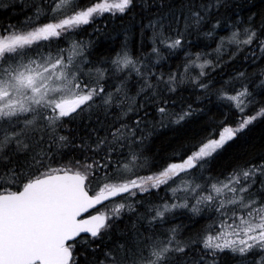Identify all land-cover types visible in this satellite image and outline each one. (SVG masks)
Segmentation results:
<instances>
[{"label":"snow or ice","instance_id":"6c2138e0","mask_svg":"<svg viewBox=\"0 0 264 264\" xmlns=\"http://www.w3.org/2000/svg\"><path fill=\"white\" fill-rule=\"evenodd\" d=\"M17 6L0 23V264H264V153L211 168L264 123V18L229 0H0ZM133 14L135 50L127 31L96 58L103 29L77 38ZM161 129L180 136L164 157Z\"/></svg>","mask_w":264,"mask_h":264},{"label":"trees","instance_id":"16d2710c","mask_svg":"<svg viewBox=\"0 0 264 264\" xmlns=\"http://www.w3.org/2000/svg\"><path fill=\"white\" fill-rule=\"evenodd\" d=\"M231 7L222 12L225 15L239 16L242 19L247 20L248 17L255 14L257 22L264 18V0H229ZM16 5L20 4V1L14 0ZM242 5V7H235V5ZM24 16L21 14L19 7L16 8H0V23H6L9 20L12 23H16L17 20H23ZM139 24L140 17L135 14L131 16H125L123 19H98L92 26H85V30L80 33L79 39L87 41L89 38L95 40L97 37L92 35L93 29L100 27L107 34L109 38L105 39L101 37V42L92 49L93 57L108 56L112 54V49L117 48L120 42L124 39V33L127 31L130 38L135 41L132 45L133 49L139 47ZM223 34V33H222ZM193 52L196 51H211V48H204V44L208 43L204 41L203 38H197L196 35L190 38ZM215 45H212L214 48ZM227 56H225V60ZM183 62V53L178 54L176 57L168 60L163 67V71L167 72L169 70H175L176 66ZM170 66V67H169ZM198 71V69L196 70ZM225 72H229V68L224 69ZM249 72L254 71L253 68L248 69ZM210 79L219 80L220 75L217 73H212ZM190 87V86H189ZM181 95L188 97L190 92H182ZM194 98V97H192ZM217 102L215 97H211V102L206 103L204 107L206 108L207 115L214 117L216 119H223L221 112H226L227 109H220L216 106ZM198 125L193 123L188 126V132L191 134L197 130ZM180 143V136L177 132L171 129H161L158 134L154 137L153 148L159 156L164 157L178 147ZM264 153V123H257L251 128L246 135L237 142V145L227 152L217 157L215 161L212 162L211 168L212 173L215 175L221 171L227 170L233 163H235L236 155H244L245 158L249 156H256L258 154ZM159 197L163 198L166 196L164 190L159 191ZM155 199V196L153 197Z\"/></svg>","mask_w":264,"mask_h":264},{"label":"rangeland","instance_id":"374dc122","mask_svg":"<svg viewBox=\"0 0 264 264\" xmlns=\"http://www.w3.org/2000/svg\"><path fill=\"white\" fill-rule=\"evenodd\" d=\"M19 1L21 2V0H18V2H19Z\"/></svg>","mask_w":264,"mask_h":264}]
</instances>
